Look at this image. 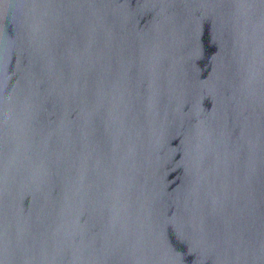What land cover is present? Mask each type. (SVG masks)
I'll return each instance as SVG.
<instances>
[{
  "label": "water",
  "instance_id": "95a60500",
  "mask_svg": "<svg viewBox=\"0 0 264 264\" xmlns=\"http://www.w3.org/2000/svg\"><path fill=\"white\" fill-rule=\"evenodd\" d=\"M0 264H264V0H0Z\"/></svg>",
  "mask_w": 264,
  "mask_h": 264
}]
</instances>
